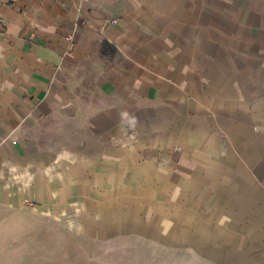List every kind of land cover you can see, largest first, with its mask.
Listing matches in <instances>:
<instances>
[{
    "label": "crops",
    "instance_id": "crops-1",
    "mask_svg": "<svg viewBox=\"0 0 264 264\" xmlns=\"http://www.w3.org/2000/svg\"><path fill=\"white\" fill-rule=\"evenodd\" d=\"M0 264H264V0H0Z\"/></svg>",
    "mask_w": 264,
    "mask_h": 264
},
{
    "label": "rangeland",
    "instance_id": "rangeland-1",
    "mask_svg": "<svg viewBox=\"0 0 264 264\" xmlns=\"http://www.w3.org/2000/svg\"><path fill=\"white\" fill-rule=\"evenodd\" d=\"M32 221H33V218L31 217V215H24L23 217H20L17 220H14V222H12L10 224V228L8 230H11V231H14V230L30 231L31 226H32ZM8 241H12V242L23 241V242H25V241H29V240L12 239V240H8Z\"/></svg>",
    "mask_w": 264,
    "mask_h": 264
}]
</instances>
